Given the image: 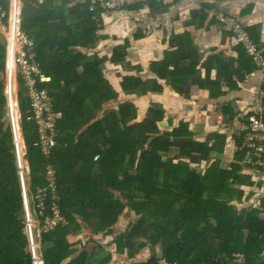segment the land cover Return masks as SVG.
<instances>
[{
  "label": "trees",
  "instance_id": "trees-1",
  "mask_svg": "<svg viewBox=\"0 0 264 264\" xmlns=\"http://www.w3.org/2000/svg\"><path fill=\"white\" fill-rule=\"evenodd\" d=\"M9 4V0H0L1 11L8 14ZM23 4L28 5V1ZM33 9L31 16L22 19L21 29L34 40L36 61L49 77L38 86L50 92L57 112L61 98L56 90L65 85L69 104L55 127L56 146L44 155L35 147L38 135L29 120L30 100L17 71L18 123L29 169L28 194L47 187L46 171L51 166L57 204L67 221L41 235L44 264L107 263L108 258L97 253L103 247L93 241L80 243L82 251L74 256L76 244L68 237L80 229L73 215L77 209L98 212L108 234H113L125 214H132L115 243L118 250L124 242L133 249L151 246L154 256L137 264H264V220L258 208L241 204L249 197L236 187L249 181L239 173L242 165L235 163L224 169L218 162L210 163V154L221 149L217 144L170 142L156 133V122L134 125L135 107L131 103L86 125L83 110L88 107L94 112L99 99L114 97L99 68L102 59H88L73 50L76 45L88 47L97 40L101 19L94 16L101 10L91 9L90 0H39ZM51 22H56L52 31ZM6 53L0 36V108L6 105ZM79 67L80 73L76 72ZM13 72L14 65L8 84L15 92ZM63 74L67 78L61 82ZM135 83L131 87L139 82ZM73 87L76 90L72 93ZM103 91L106 94L100 97ZM154 114L161 120V112L154 110ZM187 126L183 123L172 135L188 136ZM236 135L241 160L242 139ZM173 147L187 161L170 157L168 152ZM188 162L203 163L205 169L202 173L192 171ZM51 203L52 196L47 193L46 214H50ZM24 230V200L11 129L9 124L0 125V264H33Z\"/></svg>",
  "mask_w": 264,
  "mask_h": 264
},
{
  "label": "crops",
  "instance_id": "crops-1",
  "mask_svg": "<svg viewBox=\"0 0 264 264\" xmlns=\"http://www.w3.org/2000/svg\"><path fill=\"white\" fill-rule=\"evenodd\" d=\"M27 1L28 5L22 4V19L34 13L33 5L39 0ZM218 14L238 19L264 55V0H169L98 13L94 16L101 19L97 40L88 47L76 45L73 50L88 59L94 56L102 59L99 68L114 97L99 99L94 112L88 107L83 111L88 125L131 103L135 107L132 123L156 122V133L166 141L217 144L221 149L210 154V163L218 162L224 169L235 163L242 165L239 173L249 181L236 187L249 197L241 204L251 209L264 196V174L246 167L239 159L237 123L250 114H259L264 71L249 62L231 31L218 22ZM49 28L56 29V22H51ZM78 37L81 39L80 32ZM12 56L11 45L7 56L11 71L14 64L8 65V61ZM81 70L79 67L76 72ZM66 78L67 74H63L61 82ZM135 82L139 83L131 87ZM124 83L128 85L125 88ZM75 90L73 87L71 92ZM56 91L64 116L69 106L65 85ZM105 94L103 91L100 97ZM154 110L162 113L161 120H156ZM183 123L188 125V136L174 137L173 131ZM99 141L106 144L103 139ZM168 155L187 161L180 157L176 147ZM189 165L195 172L202 173L205 169L203 163ZM73 215L80 225L68 237L76 244L74 256L82 251L80 243L88 241L103 247L97 253L108 258L106 264H137L154 256L151 246L133 249L124 242L122 249H117L115 240L124 233L123 226L129 224L130 213L120 219L113 234H108L101 225L98 212L77 209Z\"/></svg>",
  "mask_w": 264,
  "mask_h": 264
},
{
  "label": "built area",
  "instance_id": "built-area-1",
  "mask_svg": "<svg viewBox=\"0 0 264 264\" xmlns=\"http://www.w3.org/2000/svg\"><path fill=\"white\" fill-rule=\"evenodd\" d=\"M163 1L169 0H90V3L91 9L106 12L135 5L146 6L153 2ZM9 3L8 14L0 9V36L7 39L8 46L12 45L13 47L14 75L16 78V73L19 72L26 88V95L30 100L31 115L29 120L35 124L38 135L35 147L40 148L44 155H49L56 146L55 127L57 121L63 117V113L62 111H54L50 92L46 88L38 86V82H47L49 78L42 73L36 61L34 40L21 29V0H9ZM216 18L220 24L231 31L235 43L243 47L246 56L251 59L254 67L264 71V57L238 19L223 14H218ZM13 80L15 81L14 76ZM261 100L259 114H250L238 122L237 133L241 135L242 139L239 147L242 152V164L264 174V89L261 93ZM8 105L12 147L16 156L24 200L25 233L28 238L29 252L33 264H43L40 245L41 235L54 231L59 224L66 225L67 221L61 215L57 204L55 171L51 166L47 167L46 171L47 187L38 189L32 195L28 194L29 169L25 160V145L18 123L17 102L11 104L9 101ZM47 193L52 196L50 214H46ZM253 207L260 210L261 218L264 220V196L256 200Z\"/></svg>",
  "mask_w": 264,
  "mask_h": 264
},
{
  "label": "rangeland",
  "instance_id": "rangeland-1",
  "mask_svg": "<svg viewBox=\"0 0 264 264\" xmlns=\"http://www.w3.org/2000/svg\"><path fill=\"white\" fill-rule=\"evenodd\" d=\"M23 1L24 0H22L21 4H23ZM22 16H24V11H23V13L21 15V20H22ZM1 40L3 41L4 44H6V50H8L11 45L8 46L9 43H8L7 39L2 37ZM7 56H8V53H6V71H7V68H8L7 67ZM12 63L14 64L13 59H12ZM8 74H7V79H6L7 86H6V89H5L6 105H5L4 108H0V125L1 126H7L9 124L10 120H9V105H8V103H9V101H10L11 104H13L14 102L16 103V99L15 98H16L17 92H18L17 84L15 83L16 82V78H15L14 72H13V76H14L15 81L13 80L12 82L14 84L15 92H13L10 88H8L9 87L8 86ZM26 164H27V162H26ZM27 166H28V164H27ZM28 181H29V178H28ZM130 217L132 218V214H130ZM129 251L130 250H127V253H129Z\"/></svg>",
  "mask_w": 264,
  "mask_h": 264
},
{
  "label": "bare ground",
  "instance_id": "bare-ground-1",
  "mask_svg": "<svg viewBox=\"0 0 264 264\" xmlns=\"http://www.w3.org/2000/svg\"><path fill=\"white\" fill-rule=\"evenodd\" d=\"M12 59H13V61H14V58H13V56H12ZM12 59H11V61H12ZM11 61H8V65H11V64H10V63H12ZM8 73H9V74H11V73H12L11 69H9V70H8Z\"/></svg>",
  "mask_w": 264,
  "mask_h": 264
},
{
  "label": "clouds",
  "instance_id": "clouds-1",
  "mask_svg": "<svg viewBox=\"0 0 264 264\" xmlns=\"http://www.w3.org/2000/svg\"><path fill=\"white\" fill-rule=\"evenodd\" d=\"M1 38H2V37H1ZM7 53H8V50H7ZM6 72H7V74H8V68H7V71H6ZM6 86H7V83H6ZM27 164H28V163H27Z\"/></svg>",
  "mask_w": 264,
  "mask_h": 264
}]
</instances>
